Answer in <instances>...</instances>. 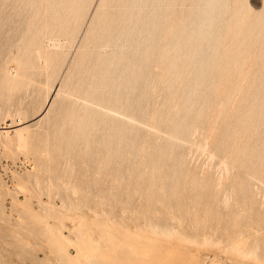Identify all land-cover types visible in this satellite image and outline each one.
<instances>
[{"label":"rangeland","instance_id":"1","mask_svg":"<svg viewBox=\"0 0 264 264\" xmlns=\"http://www.w3.org/2000/svg\"><path fill=\"white\" fill-rule=\"evenodd\" d=\"M160 1L164 7L171 0ZM193 1L172 0V13L184 11L189 15L185 21L191 20ZM237 1L251 7L250 19L260 12L262 0H225L229 9L222 12L223 21ZM113 5V0H0V264H69L66 253H59L65 250L52 249L54 241L44 225L53 234L61 227L70 240L75 233L72 236L69 229H79L80 247L90 239L88 252L97 249L101 254L106 241L99 227L107 224L121 226L124 235L120 228L113 229L120 237L133 236L148 225L171 235L159 234L149 243L163 248L157 250L161 254L147 245L142 250L148 251L145 261L135 249L134 255L110 254L112 262L119 260L112 264H252L242 257L235 260L227 248L239 238L244 249L253 246L264 256V115L255 111L246 130L236 123L249 102L246 98L254 100L255 107L264 102V66L256 59L258 50L251 48L235 82L229 78L239 87L226 92L214 88L223 73L222 66L214 64L190 109L180 99L187 87L168 94L170 75L163 76L167 62L179 52L168 49L160 58L162 51L152 49L149 72L134 85L118 79L127 67L111 60L118 56L115 50L109 56L115 63L104 78L110 91H119V104L114 103L97 83L100 67L91 63L96 52L106 56L113 48L104 41L96 46L85 36L103 29L106 19L121 11ZM169 10L160 36L164 30L172 36L178 29ZM236 41L243 46L241 36ZM222 45L215 51L218 57L226 49ZM122 54L125 63L129 50ZM201 55L205 53L194 59ZM180 119L184 128L177 130ZM218 136L224 140L216 141ZM68 245L66 251L74 255L75 248ZM81 259L78 264L85 263Z\"/></svg>","mask_w":264,"mask_h":264},{"label":"bare ground","instance_id":"2","mask_svg":"<svg viewBox=\"0 0 264 264\" xmlns=\"http://www.w3.org/2000/svg\"><path fill=\"white\" fill-rule=\"evenodd\" d=\"M109 1L111 2V0H109ZM163 1H162V3H164ZM195 1H193L194 5H195V6L193 5L194 8H195V11L193 12L192 11L193 9L191 10L193 12V17H191L192 19L189 20L190 22L189 21L186 22L185 20L188 19L187 16H189V15L184 16L182 14L184 11L183 12L180 11L179 14H175V13L173 14L172 13V11H173L172 10L173 5L171 7L170 6V4H171L170 2L169 3L166 2L167 4H164L165 5L164 7L163 6L160 7V4H159L161 2L160 0H113V3H114L113 6L115 7V9L116 10L117 9H120L121 11L119 13L113 15L111 18L106 19V22L105 23L102 22L104 24V26H105L103 29H99L98 30L96 28L98 30L97 32L95 31L96 33H94L92 30H90V31L87 32V35H85L86 36V39L87 40L89 39L91 42H94V44L96 46H99V44L104 41L105 44H110L111 47L113 48V51L110 52L106 56H102L101 54H99V53L96 52L94 58L92 57V60H91V63L93 65H95L97 67L98 66L100 67L96 71L95 77L97 75V78L96 79L98 81L97 83L100 82L99 83L100 87L103 86V90H102L103 92L102 91L101 92L102 93L107 92L106 94H109L110 95V97L112 98L113 102L114 103H118L119 100H120V94H119L118 89L117 90L115 89V91H112V90L110 91L109 90L110 88L108 89L109 83H105L104 82L105 81L104 78H106L108 76V71H109V68L111 67V64L115 63V62H113L111 60H116V63L119 62V64H120L119 68L121 67L122 69H124V66L127 67L126 71L128 73L125 72L126 75H124L123 78H122V76L120 77V75H122V74L119 73L120 75L117 76L118 79H125L127 82H131L132 81L134 83V85L135 84L137 85V82L136 81L139 80V77L142 76L143 74H146V73L149 72V67H150V61L149 60H150V54L152 52L151 50L152 49L155 50L156 48H157V50L162 51L160 58L165 55V52H166L165 50H167V52H168V49H171V51H173L174 54L177 53V52H179V53H177V56H173V58H172L171 61L167 62V63H169V65L168 66L166 65L167 67L164 68L163 76L165 77V76H169L170 75L169 85H167L168 87L166 88V91L168 92V94L172 93V89H174V91H178L180 89V87L182 86L181 90L183 91V89H185V87H187V89L185 90V91H187V94H185L184 92H182L181 97H180V99L182 100V106L185 107V109H190L191 106L193 105L194 96H198L199 93H200V91L198 90L199 89V86L202 85L203 80L205 79V75L208 74V72L211 73V71L213 70V65L214 64L221 65L222 68H223L222 69V71H223L222 76L221 77L219 76L216 79V82H215L216 85H215L214 88L220 89L219 87H222V90H224V92H226L225 89L228 90V89L234 88L235 85H238L237 87H239L238 82H237V84L232 83L233 81H229V78L230 79H231V77L234 78V79H231V80H234V82H235V80L240 75H242V66L240 67V65L242 64L243 61L249 59L250 53H251L250 51H251V48L252 47H253L252 50H254V49H257L258 50L259 53H258L256 59H258L260 61L261 67L264 66V0H262V2H261V7H260L261 9L259 8L260 9L259 10L260 12L257 13L258 15L257 16L255 15L256 17H253L251 19L249 18V11H250L251 7L249 5H246V4L244 6L243 5L244 3L243 4H239L240 2H238V1H237L238 2V5H236V3L234 2L232 6L230 5L231 6V9L229 10V12H230L229 14L230 15L228 16V18L225 21L222 20V12H225L224 10L229 9V8H226V6L224 5L225 4V0L224 1H222V0H197L196 3H195ZM179 3H178V6L179 7H177V8H180V6H181V5H179ZM168 9H170L171 12H170V10H169V12L173 14L172 15V17H173L172 18L173 19V25H176L178 29L175 31V33L172 36H169V35H171L170 32L168 34V33H166L165 30H164L163 34L160 36V34H158V33H161V31L164 29V25H165V23H164V25L162 24L163 23V20L165 18L166 19L167 18L169 19L168 11H167ZM192 12H190V13H192ZM248 18L250 20L249 21L247 20V22H244ZM99 20H97V21H99ZM102 23H100L101 26H102ZM173 25H170V26H173ZM99 28H101V27L99 26ZM169 30H167V31H169ZM171 32H172V30H171ZM239 36H241V42H243V46H242L241 43H240L241 44L240 46H238L239 43L237 44L238 41H236V39ZM239 41H240V39H239ZM160 42H162L163 44H160ZM222 44H226L225 45L226 46V49L224 50L223 54L220 55L221 57H218V55L216 56L215 51ZM168 45H169V48L167 47ZM222 47H223V45H222ZM254 47H256V48H254ZM53 48H55V47H53ZM124 49H128L129 50V55H130L128 57V61L125 62V63L123 61L124 54H122V51ZM115 50L118 51V56H116V59H111L110 60L109 56L110 55H113V52ZM199 52L201 54H204L205 53V55H203V56L201 55L202 57H199L198 61H196L194 58L197 56V54H199ZM253 52H255V50ZM114 57H112V58H114ZM252 58H253V56H252ZM132 59L134 61H132ZM167 59H169V57ZM121 61H123V63H124L123 67H122V64L120 63ZM180 63H182V64L180 65ZM190 65H191V67H190L191 68V71H189V73L185 77L183 76L184 78H182L181 80H179L178 78L181 76V74L183 72L185 73L186 68L188 66H190ZM135 67L137 68V71H138V72L136 71L137 73L135 72ZM217 67H219V66H217ZM214 72H216V71H214ZM244 74H248V73H244ZM146 78H147V76H146ZM253 79H255V78H253ZM187 83H189V84H187ZM128 87H129V85H128ZM216 91H219V90H216ZM183 93L185 95H183ZM175 94H173V95H175ZM219 94H221V93H219ZM222 94H224V93L222 92ZM126 98H128V97L125 96V99ZM170 98H171V96H170ZM249 99L250 98H248V99L246 98V100H248L249 102L239 112L240 113L239 114L240 116L238 117V121H236V123L239 124L240 125V128H242L243 130H246V128L248 127V123L251 120L253 121V117H254L253 114H254L255 111H257L258 112L257 114L260 115V116L264 115V102L261 105H258V106L255 107L254 100H249ZM227 101H229V100L227 99ZM215 103H216V101H215ZM205 104H207V103L205 102ZM220 104H219V106H220ZM201 105H203V104H201ZM209 105H210V103H209ZM223 105H224V103H223ZM221 107H219L220 110H221ZM209 108H210V106H209ZM209 108H207V109H209ZM216 108H218L217 105H216ZM216 110H218V109H216ZM220 110H218V111L220 112ZM102 111H104V110H102ZM218 111L215 112V113L219 114ZM172 112H173V109H172ZM241 117H243L242 120H240ZM151 121H152V118H151ZM98 122H99V120H98ZM210 122H211V120H210ZM119 126H120V123H119ZM183 128H184V126L182 125V119H180V121L177 123V125H175V129L182 130ZM239 132H240V130H239ZM244 132H246V131H244ZM242 134H244V133H242ZM231 135H232V133H231ZM5 136H7V135H5ZM228 139H229V136H228ZM218 140L219 141H222L224 139H223V137H219L218 136V139L216 141H218ZM262 154H264V146H263V153ZM262 158H263V156H262ZM153 187H154V185H153ZM156 188H157V186H156ZM103 217H104V215H103ZM113 219H112L111 222H113ZM149 222H148V224H149ZM44 226H45L46 232H49V235H50V238L49 239H51V241L52 240L54 241V242L53 241L52 242L54 243L55 246L52 245L53 246L52 249H54V247H56L57 250L62 249V250H65L66 251L67 248L70 247L68 245V243H70L71 245H73V246H71L73 249L75 248V254L74 255H70L67 251L66 252L65 251H63V252H60L59 251V253H63V254L66 253V255H63V256L64 257L65 256L67 257V259L70 261L69 264H78L79 259H81V258L83 259V257H84L85 263L87 262L88 264H95V262H97V264L98 263H101V264H109L110 262H112L111 261L112 258H110V254L112 255L113 253L115 254V253H118V252L119 253L122 252V255L124 257V256H129L130 254H133L132 253V250L134 251L135 249H137L135 251H138L139 252L138 254H141V256L139 255V257H142L143 256L142 259L144 258V260H141V258L139 259V261L141 260L143 262V261H145V258H146L144 256H147L148 255V254H146L148 252L147 250H146L147 252L146 251H142V250H144L143 248L144 247H147V245H148V247H150L149 248V251H150V249L152 251L153 248L156 246V245H153V247H152L151 246L153 244L152 242H154V241L156 242L157 235L160 236L159 234H161V235L164 234L162 232L161 233H158L157 232V229L154 228L155 225L154 226L151 225V227H148V226H150V225H148L147 226L148 228L147 227L145 228V227H143L141 225L143 228L141 226H139L141 228H138L136 233H135V231H134V233H131V234H133V236L132 235H129V233H128V235L126 234V236L123 237L122 235H124L126 232L122 231L121 226H118V225H112L111 226L110 224H107V225H104V226L101 225V227H99V231L100 230L103 231L102 232L103 233L102 235H105V241H106V242L104 241L105 243L103 242L104 245L106 244V246L103 245L105 247L104 250L107 251V250H109L111 248L110 249L111 252L109 254L106 252V255L104 253L105 251L102 250L101 251L102 252L101 254H103L102 256H105V257H102L101 258V256H100L101 254L99 253L100 250L98 251L96 248H94V249H96V251L92 250V252L91 251L88 252L89 249L91 250V246L93 244L91 242L92 244L90 245V239H88L89 241L87 240V242H89L87 244H89L90 247H88L89 245H86L85 247L83 246L84 247L83 249L80 247V245L82 244L83 241H81V239H80L82 237H81V235H79V232H78L79 229L77 231H76V229L75 230H72L73 228L72 229H69V233H72V236H74L73 233H75V236H74L73 240H70L65 235L66 233L65 234L62 233L63 230L60 229L61 227L59 228L58 231L56 229V234H53V233H55L54 231H53V233H51L49 231L50 229H47L50 226L49 227H47L48 225H44ZM115 226L118 227V228L116 229ZM119 228L122 231V232L121 231L119 232V233L122 234L121 235L122 237L119 236L120 235L119 233H118L119 234L118 235L115 232L116 230L118 232L119 231L118 230ZM170 229H171V227H170ZM97 230H98V228H97ZM111 230L113 232H110ZM64 231H66V230H64ZM168 231L170 232V230H168ZM171 232L173 233V231H171ZM82 233H83V231H82ZM98 233H101V232H98ZM115 233H116V235H115ZM174 233H175V231H174ZM164 236H165V238H167V236H171V235L164 234ZM87 238H89V237H87ZM168 238L170 239L171 237H168ZM79 239H80V241H79ZM181 239H183V238H181ZM184 239L186 240V238H184ZM97 240H98V237H97ZM99 240H101V239H99ZM235 240H236V238H235ZM237 240H236V242L234 241L233 244H231L230 246H228V248L226 247L228 250H230L229 252H231L232 254L235 255V257H237L236 259H235V257H233L232 259L237 260L238 258L242 257V258H245L246 260H248L247 261L248 263L250 261V263H252V264H264V259L261 258V257H264V256H261L260 257L259 254H258V252L256 253L255 250L257 248H255V247L254 248H251L253 246H251V247L248 246L249 247L248 249H244V246L245 245L243 244V242L239 241V238ZM84 241H85V239H84ZM65 242L67 244L66 245L67 248H66V246H64L65 245ZM63 243H64V245H62ZM149 243H152V244L150 245ZM156 244H158V243H156ZM204 244H206V241H205ZM94 245H95V243H94ZM95 247L98 248V246H95ZM159 248H161V246ZM84 249L85 250L87 249V252L84 251ZM154 249H156V247ZM157 250L158 249H156V252L158 253V251L163 250V248L161 250H158V251ZM190 251H191V249H190ZM222 252H223V250H222ZM135 253L136 252H134V254ZM142 253L144 255H142ZM163 253H165V251ZM83 254L86 255V257L83 256ZM158 254H161V253H158ZM226 254H228V253H226ZM80 255H82L81 258H80ZM116 256H118V255L116 254ZM153 256L154 255H152V257ZM230 256H231V254H230ZM119 258H120V256H119ZM121 258H122V256H121ZM149 258H151V256ZM164 258L167 259V257H164ZM61 259H63V258H61ZM86 259H87V261H86ZM161 259H162V255H161ZM201 259H203V258H201ZM240 259H238V260H240ZM98 260H100V262ZM117 260H118V257H117L116 261L114 259L113 262L115 261L117 263L119 261V260L118 261ZM124 260H125V258H124ZM164 260L161 261V262H164ZM242 261H240V262H242ZM107 262H109V263H107ZM140 262H139V264L142 263V262L141 263ZM79 263H81V262H79ZM85 263L82 262V264H85ZM112 263H110V264H112ZM242 263H244V261ZM165 264H166V262H165ZM209 264H213V263L210 262Z\"/></svg>","mask_w":264,"mask_h":264}]
</instances>
